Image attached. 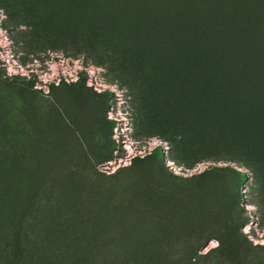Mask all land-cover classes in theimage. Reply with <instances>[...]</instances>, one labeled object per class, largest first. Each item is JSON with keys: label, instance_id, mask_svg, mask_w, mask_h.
<instances>
[{"label": "rangeland", "instance_id": "1", "mask_svg": "<svg viewBox=\"0 0 264 264\" xmlns=\"http://www.w3.org/2000/svg\"><path fill=\"white\" fill-rule=\"evenodd\" d=\"M0 264H264V0H0Z\"/></svg>", "mask_w": 264, "mask_h": 264}]
</instances>
